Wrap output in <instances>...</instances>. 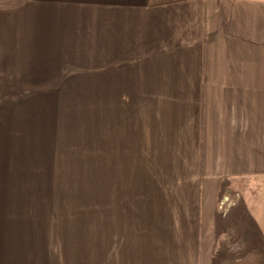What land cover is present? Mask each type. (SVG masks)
I'll return each instance as SVG.
<instances>
[{
	"label": "crops",
	"instance_id": "crops-1",
	"mask_svg": "<svg viewBox=\"0 0 264 264\" xmlns=\"http://www.w3.org/2000/svg\"><path fill=\"white\" fill-rule=\"evenodd\" d=\"M82 60L108 177H13L0 113V264H264V0H0V92Z\"/></svg>",
	"mask_w": 264,
	"mask_h": 264
},
{
	"label": "rangeland",
	"instance_id": "rangeland-1",
	"mask_svg": "<svg viewBox=\"0 0 264 264\" xmlns=\"http://www.w3.org/2000/svg\"><path fill=\"white\" fill-rule=\"evenodd\" d=\"M82 61L60 72L51 67L47 89L0 92L2 135L16 143L13 177H108V91L92 81L90 61Z\"/></svg>",
	"mask_w": 264,
	"mask_h": 264
},
{
	"label": "built area",
	"instance_id": "built-area-1",
	"mask_svg": "<svg viewBox=\"0 0 264 264\" xmlns=\"http://www.w3.org/2000/svg\"><path fill=\"white\" fill-rule=\"evenodd\" d=\"M226 200H227V202H226V201H225V202L228 203V202H229V199L227 198ZM225 202H224V203H225ZM224 203H223L222 205H224ZM222 208H223V207H222Z\"/></svg>",
	"mask_w": 264,
	"mask_h": 264
}]
</instances>
